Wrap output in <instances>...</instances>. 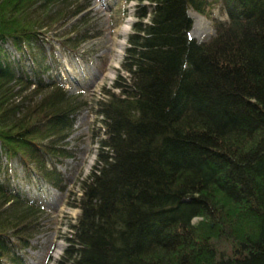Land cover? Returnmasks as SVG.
Listing matches in <instances>:
<instances>
[{
    "label": "trees",
    "instance_id": "16d2710c",
    "mask_svg": "<svg viewBox=\"0 0 264 264\" xmlns=\"http://www.w3.org/2000/svg\"><path fill=\"white\" fill-rule=\"evenodd\" d=\"M66 1L0 0V154L61 190L78 107L46 76L41 28ZM136 1L128 74L98 101L104 135L56 264H264V0ZM190 8L213 19L208 38L189 34ZM43 205L0 181V264H30Z\"/></svg>",
    "mask_w": 264,
    "mask_h": 264
},
{
    "label": "rangeland",
    "instance_id": "374dc122",
    "mask_svg": "<svg viewBox=\"0 0 264 264\" xmlns=\"http://www.w3.org/2000/svg\"><path fill=\"white\" fill-rule=\"evenodd\" d=\"M62 6L67 17L57 20L50 28L41 29L49 40L45 46L47 62L52 63L46 76L62 85L78 107L73 114L72 129L62 141L73 154L57 162L65 176L63 190L44 184L33 168H25L16 157L9 159L0 154V181L5 180L13 189L44 204L33 221L36 232L23 250L30 264H56L69 244L72 225L80 214L79 182L89 174L104 135L98 101L105 97L106 90L117 91L112 84L118 74H128L122 68V61L129 45L128 36L139 19L136 0H68ZM57 9L53 7L48 13L55 16ZM210 10L212 16L226 18L220 3H213ZM188 14L192 37L202 40L214 32L211 16L192 8ZM77 30L84 32L85 37L80 41L72 38L76 44L74 49L71 45L65 46L73 43L65 42V38L74 37ZM4 45L11 58L20 57L11 42ZM42 94H34L30 104Z\"/></svg>",
    "mask_w": 264,
    "mask_h": 264
}]
</instances>
